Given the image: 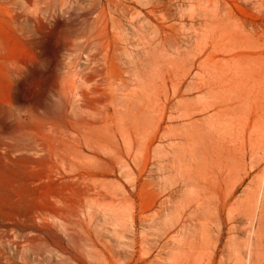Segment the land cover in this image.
<instances>
[{
    "label": "rangeland",
    "instance_id": "obj_1",
    "mask_svg": "<svg viewBox=\"0 0 264 264\" xmlns=\"http://www.w3.org/2000/svg\"><path fill=\"white\" fill-rule=\"evenodd\" d=\"M0 264H264V0H0Z\"/></svg>",
    "mask_w": 264,
    "mask_h": 264
},
{
    "label": "bare ground",
    "instance_id": "obj_2",
    "mask_svg": "<svg viewBox=\"0 0 264 264\" xmlns=\"http://www.w3.org/2000/svg\"><path fill=\"white\" fill-rule=\"evenodd\" d=\"M85 75H86V78L84 79L85 82H94L92 84L93 87L92 93H94L95 91L97 92L99 86V80L96 77L101 75V70L98 67H94L93 69L90 70V72H87ZM68 152L72 153V149L70 147Z\"/></svg>",
    "mask_w": 264,
    "mask_h": 264
}]
</instances>
